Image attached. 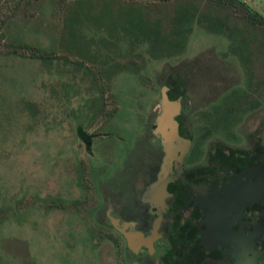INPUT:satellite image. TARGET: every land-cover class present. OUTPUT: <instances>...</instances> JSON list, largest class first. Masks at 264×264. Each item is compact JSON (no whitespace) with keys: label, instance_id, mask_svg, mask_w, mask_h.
Instances as JSON below:
<instances>
[{"label":"rangeland","instance_id":"374dc122","mask_svg":"<svg viewBox=\"0 0 264 264\" xmlns=\"http://www.w3.org/2000/svg\"><path fill=\"white\" fill-rule=\"evenodd\" d=\"M245 1L264 15V0ZM9 2L0 0V264H138L126 262L125 247L117 234L112 233L120 240L117 245L112 240H91L90 230L96 224L88 210L101 201L89 171L84 178L89 190L81 188L76 179L80 162L87 169L102 161L76 135L78 124L92 131V119L82 122L80 112L93 106L99 92L89 74L69 64L44 65L6 55L13 40L48 45L57 37L58 25L48 3L30 10L32 17H11L3 26ZM41 13L47 18L38 19ZM229 44L226 36L196 28L182 55L150 61L141 76L118 74L105 94L107 108H115L119 117L115 124L133 113L135 106L145 118L151 115L169 76L178 77L190 107L196 109L241 86L244 72L238 58L229 52ZM262 119L264 108L251 113L242 130L245 134L253 131ZM142 120L138 117V123ZM126 124L132 127L131 135L140 134V127ZM147 149L125 157L127 179L151 160L145 154ZM84 194L89 207L77 213L71 202ZM51 197L66 201L64 210L43 202ZM214 262L209 259L203 264Z\"/></svg>","mask_w":264,"mask_h":264},{"label":"flooded vegetation","instance_id":"af4514ba","mask_svg":"<svg viewBox=\"0 0 264 264\" xmlns=\"http://www.w3.org/2000/svg\"><path fill=\"white\" fill-rule=\"evenodd\" d=\"M235 57L242 66L244 80L232 89L246 86L248 79L242 60ZM181 85L177 76H169L161 87V99L163 89L168 87L170 100L181 101L176 120L180 135L190 143L182 163L174 162L176 173L168 177L165 191L157 186L165 159L163 140L155 132L161 99L147 118L134 105L133 111L137 112L123 115L117 124L116 109L107 108L105 98L98 103L95 99L89 110L81 109V121L91 118L93 129L87 132L78 124L77 138L86 150L95 149L92 152L102 159L87 169L80 162L76 177L87 191L84 178L89 171L101 201L91 209L96 224L93 230L110 234L117 241L120 238L128 263L203 264L214 259V264H264V119L253 131L245 134L242 130L246 118L264 108V103L229 126L219 125L212 122L219 116L213 108L226 93L196 109L190 107V98ZM138 117L143 118L139 123ZM126 122L135 129L140 127V134L131 135L132 127ZM146 146L149 149L145 154L151 160L138 166L127 179L125 157L143 153ZM124 180L127 182L121 183ZM101 181H106L105 185ZM216 209L224 220L212 226L211 218L219 217ZM212 212L215 216H210ZM127 235L138 253L129 249Z\"/></svg>","mask_w":264,"mask_h":264},{"label":"trees","instance_id":"16d2710c","mask_svg":"<svg viewBox=\"0 0 264 264\" xmlns=\"http://www.w3.org/2000/svg\"><path fill=\"white\" fill-rule=\"evenodd\" d=\"M9 3L1 20L3 26L8 18L32 17L30 10L51 4L50 15L57 18V37L44 46L13 40L4 53L44 65L62 62L83 70L99 92L97 103L105 98L108 85L118 74H138L150 61L185 53L196 28L228 37L229 52L240 57L248 73L247 85L228 91L213 108L219 116L212 122L229 126L264 103V15L245 0H10ZM39 15L40 20L47 18L45 13ZM87 201L84 196L73 200L71 206L79 213L89 207ZM43 202H48L49 208L62 210L66 203L52 197ZM90 236L92 241L118 243L107 233L90 230Z\"/></svg>","mask_w":264,"mask_h":264},{"label":"water","instance_id":"95a60500","mask_svg":"<svg viewBox=\"0 0 264 264\" xmlns=\"http://www.w3.org/2000/svg\"><path fill=\"white\" fill-rule=\"evenodd\" d=\"M168 90V87H165L163 89L160 104L161 112L157 118V125L155 129V132L160 135L163 140V149L165 152L162 176L159 182L157 183V186H163L164 191L167 185L166 181L168 177L171 176L172 172L176 173V169L173 166L174 162L176 161L178 163H182L183 158L188 153L190 147L189 141L180 135L179 123L176 120V116H178L181 111V101L170 100ZM215 214L219 217L211 218L212 220H214L212 222V226L214 225L215 221L222 223V220H224L223 217H221V213L217 209L215 210ZM210 216L215 215H213L212 212L210 213ZM126 239L129 243V249L134 251L135 253H138L137 248H135V245H133L134 243L132 238L127 235ZM138 239L141 242L143 238L140 236ZM140 242H138L137 244H139Z\"/></svg>","mask_w":264,"mask_h":264}]
</instances>
